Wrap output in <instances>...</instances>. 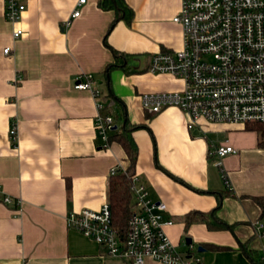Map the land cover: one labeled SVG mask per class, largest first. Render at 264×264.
Returning <instances> with one entry per match:
<instances>
[{
    "label": "crops",
    "instance_id": "1",
    "mask_svg": "<svg viewBox=\"0 0 264 264\" xmlns=\"http://www.w3.org/2000/svg\"><path fill=\"white\" fill-rule=\"evenodd\" d=\"M124 1L131 20L119 18L107 29L114 10L97 0H24L23 32L14 38L0 0V186L13 198L0 201V264H133L65 224L68 209H96L107 201L111 166H127L116 139L101 146L93 123L96 99L73 86L83 72L96 79L104 111L115 118L109 134L122 116L137 125L130 130L137 150L133 170L148 194L164 201L171 221L163 229L176 248L184 253L190 237L196 249L202 246L203 264H258L264 242L254 227L255 219H264L254 199L264 196L259 133L247 127L251 122L199 118L187 127L174 105L146 111L142 92L183 84L179 76L146 68L153 51L182 45L181 26L171 18L180 0ZM76 6L79 13L64 25ZM114 50L135 56L136 69L105 72ZM218 142L235 148L220 157L221 167L209 153ZM199 210L208 221L185 222L188 212ZM142 264L164 263L147 256Z\"/></svg>",
    "mask_w": 264,
    "mask_h": 264
},
{
    "label": "built area",
    "instance_id": "2",
    "mask_svg": "<svg viewBox=\"0 0 264 264\" xmlns=\"http://www.w3.org/2000/svg\"><path fill=\"white\" fill-rule=\"evenodd\" d=\"M84 0H77L80 4ZM24 0H3L5 19L14 24L12 37L18 38L23 28L19 21ZM79 13V7L64 20V25ZM182 32L179 49H164L150 53L147 70L168 72L183 79L179 89L142 92L140 102L152 113L167 105L177 106L186 115L187 127L199 118L206 121L254 122L264 121V0H180V8L172 15ZM5 45L2 52L9 51ZM75 88H87L96 99L97 112L93 116L101 146L109 143V131L116 127L114 116L104 111L102 93L96 79L89 72L77 74ZM10 139H14V127ZM209 153L220 157L235 148L228 142L214 143ZM125 166H111L109 174ZM131 195L130 211L124 226L114 223L108 201L96 209L82 207L68 209L66 226L73 227L98 242L103 252L142 264L149 256L164 264H203L196 246L184 240L185 252L179 251L167 237L163 225L164 201L152 198L137 173H127ZM224 184H229L221 170ZM13 198L0 186V201ZM19 203V199L16 198ZM257 234L264 240V219H255ZM258 264H264V242Z\"/></svg>",
    "mask_w": 264,
    "mask_h": 264
},
{
    "label": "trees",
    "instance_id": "3",
    "mask_svg": "<svg viewBox=\"0 0 264 264\" xmlns=\"http://www.w3.org/2000/svg\"><path fill=\"white\" fill-rule=\"evenodd\" d=\"M97 6L104 8H112L114 15L110 19L107 29L119 18L129 22L132 16V8L124 0H97ZM115 51V50H114ZM113 51V60L108 61L104 68V71H108L113 66H122L125 70H134L135 63L132 58L133 55H118L117 52ZM147 68V65H146ZM112 100V99H111ZM122 123L116 129H114L109 135V139H116L126 153L127 166L126 171L118 169L115 173L110 174V183L108 188V203L110 210H112L114 223L119 226H124L126 217L130 211L131 195L129 192V179L127 173L134 172L133 163L136 158V145L133 136H131L130 130L137 125H129L126 118L122 116ZM247 127L256 130L259 133L260 144H264V121H254L247 124ZM255 201L259 205L264 207V196L254 197ZM201 219L206 220V213L204 211H191L185 215V222L188 223L190 220Z\"/></svg>",
    "mask_w": 264,
    "mask_h": 264
},
{
    "label": "water",
    "instance_id": "4",
    "mask_svg": "<svg viewBox=\"0 0 264 264\" xmlns=\"http://www.w3.org/2000/svg\"><path fill=\"white\" fill-rule=\"evenodd\" d=\"M185 240H186L187 242H191V238H190V237H186ZM197 249H198V250L202 249V246H201V245H200V246H197Z\"/></svg>",
    "mask_w": 264,
    "mask_h": 264
}]
</instances>
